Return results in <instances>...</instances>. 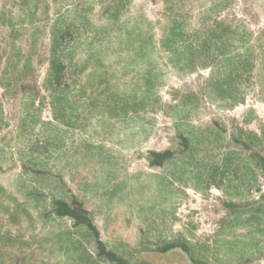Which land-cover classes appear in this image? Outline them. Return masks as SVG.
<instances>
[{
  "label": "rangeland",
  "instance_id": "1",
  "mask_svg": "<svg viewBox=\"0 0 264 264\" xmlns=\"http://www.w3.org/2000/svg\"><path fill=\"white\" fill-rule=\"evenodd\" d=\"M215 2L218 0H183V9L195 19ZM226 7L222 14L241 20L255 34L264 29V0H229ZM101 10V0H0V186L4 190L0 191V264H53L59 260L50 242H44L50 233L41 229L43 220L34 202L25 196L34 185L52 188L58 177L64 180V189L78 195L91 212L101 239L138 264H242L245 259L264 264V256L258 258L262 250L238 242L264 245V225L263 231L237 224L226 228L232 212L222 205L229 200L248 202L240 209L246 217L264 205V198L259 199L264 194V178L258 176L255 187L245 194L248 187L240 191L234 186L226 192L222 185L206 180L219 168L225 169L227 154L237 152L231 136H262L257 121L264 123V76L246 91L243 103L227 108L203 94L209 69L178 74L161 56L156 65L159 84L152 91L155 110L148 111V106L141 111L137 123L125 127L106 108L86 120L83 129L61 126L54 120L46 90L51 27L70 24L81 14L103 23ZM119 11L115 26H131L143 37L152 34L158 45L160 27L167 21L162 0H128ZM77 44L73 65L82 63L86 55L84 38ZM106 60L111 64L113 59ZM119 61L105 68L112 71ZM89 72L87 65L83 74L72 71L69 76L72 83L79 79L84 83ZM133 78L134 74H123L116 83L123 87ZM21 81L36 86V98L28 99L16 90ZM90 84L86 81V91ZM183 97L187 104L178 105L176 111L185 116L177 121L171 116V107ZM213 121L225 132L218 131ZM180 124L188 127L181 129L191 137L193 150L163 167H149V151L170 148L180 152ZM50 134L54 138L46 152L41 148ZM25 165L48 170L50 177L33 176ZM182 238L195 244L193 252L201 259L198 263L180 250L159 252L164 243Z\"/></svg>",
  "mask_w": 264,
  "mask_h": 264
},
{
  "label": "trees",
  "instance_id": "2",
  "mask_svg": "<svg viewBox=\"0 0 264 264\" xmlns=\"http://www.w3.org/2000/svg\"><path fill=\"white\" fill-rule=\"evenodd\" d=\"M101 2L100 14L104 19L103 23H95L88 15L81 14L80 19L75 17L70 24L62 26L55 23L51 27L52 42L46 90L49 93L54 120L61 126L74 125L83 129L86 120L93 119L106 108H111L117 120L125 123V127L137 123L141 111H145L148 106V111L155 110L152 107L156 104L152 91L159 84L160 69L156 65L158 57L161 56L178 74L209 69L203 94L209 101L227 108L243 103L246 91L253 88L257 78L264 76V29L255 34L245 27L241 20L231 18L229 13L222 14L229 0H218L195 19L189 18L183 9V0H162L167 21L160 27L158 45L153 43L152 34L143 37L140 31L131 26L114 25L113 20H117L118 15L122 13L119 10L124 8L128 0ZM81 35L84 38L86 55L82 63L73 65L76 50L80 47L77 40L82 38ZM107 58L113 59L112 62L117 64L118 60L121 61L116 69L109 71L105 67H110L112 62L110 64ZM87 65L90 66V72L85 74V82L78 78L79 83H72L69 72L83 74ZM130 73L134 74L133 80L120 87L116 78ZM86 81L91 83L88 85V91L85 90ZM20 84L16 90L22 92L23 96L27 95L31 100L37 97L39 91L35 85L22 81ZM31 85L33 87H29ZM69 92H73V95L68 94ZM186 104L187 97H183L177 105L171 107L174 120L184 118L185 113L178 115L176 109L178 105L181 107ZM213 125L218 131L225 132L218 121H213ZM23 127L26 128L25 124ZM181 127L186 130L188 128L183 124L177 125L180 152L170 148L149 151V167H163L171 161L182 159L181 156L186 151L193 150L191 137L186 135ZM257 127L261 137L254 135L253 139H245L240 135L231 136L232 145L238 147L237 152L227 154L225 169L219 168L206 180L222 185L226 192L234 186L240 191L248 187L242 193L245 194L255 187L258 176L264 178V123L258 120ZM53 131L56 132L57 129L54 128ZM53 138L52 134L44 138L41 148L43 151L50 152L49 146H52ZM23 168L41 179L48 178L51 174L40 167L25 165ZM58 179L52 188L41 183L25 193L27 199L34 202L39 212L38 217L43 220L41 229H47L50 233L44 242H50V248L59 256V260L53 264H138L101 239L91 212L86 209L78 195L64 189V180L61 177ZM0 191H4L1 186ZM47 192H50L49 195ZM263 198L264 194L259 197L260 200ZM44 201L46 203L39 206V203ZM247 204L249 203L223 201L222 205L226 211L232 212L226 228L237 224L261 230V225H264V205L253 209L244 217L242 215L246 212L240 209ZM55 227L56 230L51 231ZM238 242L248 249L262 250L258 258L264 256V245L244 240ZM194 248L195 244L192 245L182 238L179 241L164 243L159 252L166 254L180 250L187 254L192 262L198 263L201 259L195 257ZM207 257L204 260H207ZM251 262L250 259H245L242 264Z\"/></svg>",
  "mask_w": 264,
  "mask_h": 264
}]
</instances>
